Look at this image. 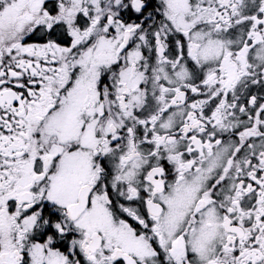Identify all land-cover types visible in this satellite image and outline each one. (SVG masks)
Masks as SVG:
<instances>
[{
  "label": "snow or ice",
  "instance_id": "obj_1",
  "mask_svg": "<svg viewBox=\"0 0 264 264\" xmlns=\"http://www.w3.org/2000/svg\"><path fill=\"white\" fill-rule=\"evenodd\" d=\"M0 264H264V0H0Z\"/></svg>",
  "mask_w": 264,
  "mask_h": 264
}]
</instances>
